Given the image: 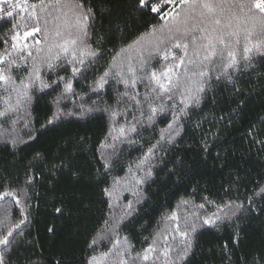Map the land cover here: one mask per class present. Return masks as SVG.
<instances>
[{"label":"snow or ice","instance_id":"snow-or-ice-1","mask_svg":"<svg viewBox=\"0 0 264 264\" xmlns=\"http://www.w3.org/2000/svg\"><path fill=\"white\" fill-rule=\"evenodd\" d=\"M0 264H264V0H0Z\"/></svg>","mask_w":264,"mask_h":264},{"label":"trees","instance_id":"trees-1","mask_svg":"<svg viewBox=\"0 0 264 264\" xmlns=\"http://www.w3.org/2000/svg\"><path fill=\"white\" fill-rule=\"evenodd\" d=\"M165 191H166V190H165ZM175 195H176V194H173L172 196H170V197L168 198V202H169V203H172V202L175 200ZM163 198H164V191H162V192L160 193V197H158L157 199L162 200ZM158 211H159V209H157V211L153 213V216L157 215V214H158Z\"/></svg>","mask_w":264,"mask_h":264}]
</instances>
